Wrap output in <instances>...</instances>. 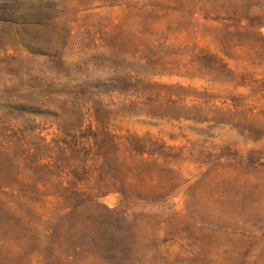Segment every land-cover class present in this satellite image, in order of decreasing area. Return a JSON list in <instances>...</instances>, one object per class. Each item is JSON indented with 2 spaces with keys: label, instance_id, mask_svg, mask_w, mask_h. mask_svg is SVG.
<instances>
[{
  "label": "rangeland",
  "instance_id": "374dc122",
  "mask_svg": "<svg viewBox=\"0 0 264 264\" xmlns=\"http://www.w3.org/2000/svg\"><path fill=\"white\" fill-rule=\"evenodd\" d=\"M0 264H264V0H0Z\"/></svg>",
  "mask_w": 264,
  "mask_h": 264
},
{
  "label": "trees",
  "instance_id": "16d2710c",
  "mask_svg": "<svg viewBox=\"0 0 264 264\" xmlns=\"http://www.w3.org/2000/svg\"><path fill=\"white\" fill-rule=\"evenodd\" d=\"M145 150V149H144ZM141 151H142V149H141ZM98 192H100L99 190H98Z\"/></svg>",
  "mask_w": 264,
  "mask_h": 264
}]
</instances>
